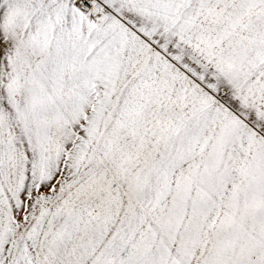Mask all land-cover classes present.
Wrapping results in <instances>:
<instances>
[{
    "label": "snow or ice",
    "instance_id": "snow-or-ice-1",
    "mask_svg": "<svg viewBox=\"0 0 264 264\" xmlns=\"http://www.w3.org/2000/svg\"><path fill=\"white\" fill-rule=\"evenodd\" d=\"M0 264H264V0H0Z\"/></svg>",
    "mask_w": 264,
    "mask_h": 264
}]
</instances>
